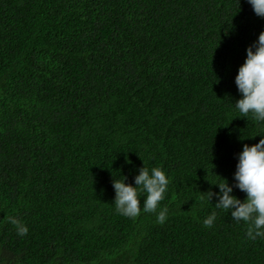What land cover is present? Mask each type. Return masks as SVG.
Masks as SVG:
<instances>
[{"label":"trees","instance_id":"obj_1","mask_svg":"<svg viewBox=\"0 0 264 264\" xmlns=\"http://www.w3.org/2000/svg\"><path fill=\"white\" fill-rule=\"evenodd\" d=\"M262 31L248 0H0V264H264L206 194L264 134L234 105ZM143 160L163 223L113 203Z\"/></svg>","mask_w":264,"mask_h":264},{"label":"clouds","instance_id":"obj_2","mask_svg":"<svg viewBox=\"0 0 264 264\" xmlns=\"http://www.w3.org/2000/svg\"><path fill=\"white\" fill-rule=\"evenodd\" d=\"M248 3L258 17L264 18V0H248ZM246 53L235 77L240 98L234 105L239 117L251 115L255 121L264 123V31L247 47ZM257 135L261 137L257 143L243 144L242 151L238 153L234 183L230 184L227 178L219 176L222 182L213 184L219 190L206 192L209 202L215 197V209L228 212L237 223L243 221L247 224L246 236L250 240L264 238V134ZM143 164L134 177V184L126 183L127 176L122 175L123 179L114 177L113 203L123 216L135 218L142 212L155 213L163 223L167 219L168 208L162 207L161 202L167 197L170 178L163 168H149L144 160ZM234 189L244 192L245 198L241 200L236 196ZM9 219L17 235L25 236L29 232L22 219L15 216ZM216 219L217 212L213 211L204 218L203 224L211 228Z\"/></svg>","mask_w":264,"mask_h":264}]
</instances>
